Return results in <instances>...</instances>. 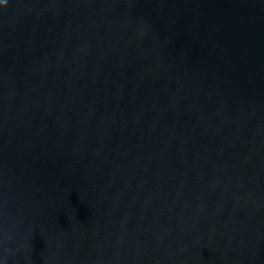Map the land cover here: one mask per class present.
Wrapping results in <instances>:
<instances>
[{"label": "water", "instance_id": "obj_1", "mask_svg": "<svg viewBox=\"0 0 264 264\" xmlns=\"http://www.w3.org/2000/svg\"><path fill=\"white\" fill-rule=\"evenodd\" d=\"M0 264H264V0L0 4Z\"/></svg>", "mask_w": 264, "mask_h": 264}, {"label": "snow or ice", "instance_id": "obj_2", "mask_svg": "<svg viewBox=\"0 0 264 264\" xmlns=\"http://www.w3.org/2000/svg\"><path fill=\"white\" fill-rule=\"evenodd\" d=\"M5 2H6V0H0V4H3Z\"/></svg>", "mask_w": 264, "mask_h": 264}]
</instances>
